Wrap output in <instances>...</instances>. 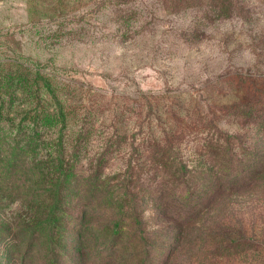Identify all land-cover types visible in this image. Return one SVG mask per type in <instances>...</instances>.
Returning a JSON list of instances; mask_svg holds the SVG:
<instances>
[{"label":"rangeland","instance_id":"obj_1","mask_svg":"<svg viewBox=\"0 0 264 264\" xmlns=\"http://www.w3.org/2000/svg\"><path fill=\"white\" fill-rule=\"evenodd\" d=\"M196 1L0 0V126L12 138L50 116L0 184V264H264V176L248 183L264 130L211 109L240 99L235 74H264V0L222 20ZM196 108L237 137L245 186L216 198ZM148 126L156 143L186 128L167 156L194 170L187 184L151 162Z\"/></svg>","mask_w":264,"mask_h":264},{"label":"trees","instance_id":"obj_2","mask_svg":"<svg viewBox=\"0 0 264 264\" xmlns=\"http://www.w3.org/2000/svg\"><path fill=\"white\" fill-rule=\"evenodd\" d=\"M199 1L200 0H197L196 4ZM208 4L211 7L210 9H212L210 16L214 20L230 19L236 16L238 17L237 12H235L232 0H209ZM234 77L237 79L238 85H236V90L239 92V94H241L239 97L240 99L228 106L217 107L211 105L212 108H210L218 110L221 114H224L225 117L232 115L234 121L236 122L242 123L244 125L255 124L259 129L264 130V74L252 77H242L241 74H235ZM206 115L210 116L208 117L203 115V113L199 111L198 108H196L194 111V117L190 121L189 127H191L192 132H196V139L202 141L200 156L203 155L204 157H208L209 161L211 162L212 167L208 168L210 171L209 177H211L209 184L211 187V192H213L211 198H216L224 195L225 191H232L233 188L238 189L245 186V184L242 183L243 181H240V176H242L241 174L243 171H241L239 174H231L233 171V157L235 155V146L232 141L237 139V137L235 135L224 133L218 128V121L223 118L225 119L224 116L215 117L214 115H211V112H209V114L206 113ZM90 117V114L86 113L84 117L85 121H83V124L78 131L77 138H83L90 134L88 129L89 123H87ZM46 118H50V116L46 115L45 119H37L32 123L19 124L12 138L10 131L11 129L13 130V125H10L7 130H4L3 127L0 126V158L4 153L11 157V159L8 160L4 166L3 163L0 162V166H2L3 170H5L4 177H0V184L2 181L7 180V176L11 175L14 170L21 166V164L18 162L19 154L24 152H33L36 149V147H33V145L30 143L27 144L26 147L19 146L17 138L21 136H27L31 139H34L35 137L42 135V133L39 132L37 128L41 127L44 130L47 128V125H43L47 121ZM41 122L44 123L40 124ZM177 124V122H174L173 125L176 126ZM150 129H152V131H150ZM185 130L186 128L177 127L175 131L171 132L170 138L168 139L165 137V130L161 129L160 126L159 133L163 137L158 143H156L154 139L158 132H155L153 127L148 126L145 134L143 129L140 131L141 135H145L144 141L147 143L146 148H148L146 150L150 154L151 162L155 164L156 169H160L159 172H161L165 171L166 169H171L174 166V173L180 176V183H186L188 179L187 176L193 173L192 171L194 170H189L186 167V164L180 161H169V156H167V153H172L171 149H173V145L177 142H180L185 134ZM6 142L9 143L5 144ZM62 150L63 149L60 147V153ZM255 161H257L256 166L254 169H251L252 178H249L248 176V183H252L256 176H264V152L257 154L255 156ZM127 168H130V164H127ZM244 172H248V169H246ZM171 176L174 175L172 174ZM161 181H163V183L159 187L163 190L165 188L166 182L164 179L162 180V177ZM209 189L206 190L208 191ZM164 207L165 206H163L162 209ZM189 215L196 216V210L187 211V213L184 215V218L182 217L183 220L188 222L189 219L186 218ZM115 225L119 228H122V225H120L119 221L116 222ZM237 233L238 236H241L240 231H237ZM230 234L231 230H227L222 234L223 241H228L227 244L231 243V241H229ZM237 240V242H239L240 238Z\"/></svg>","mask_w":264,"mask_h":264}]
</instances>
